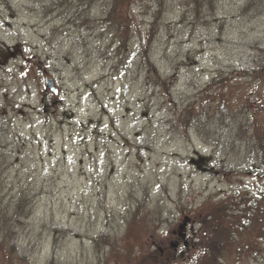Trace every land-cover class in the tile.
<instances>
[{"label": "rangeland", "instance_id": "374dc122", "mask_svg": "<svg viewBox=\"0 0 264 264\" xmlns=\"http://www.w3.org/2000/svg\"><path fill=\"white\" fill-rule=\"evenodd\" d=\"M256 59L264 0H0V264H187L215 217L214 264H264Z\"/></svg>", "mask_w": 264, "mask_h": 264}, {"label": "trees", "instance_id": "16d2710c", "mask_svg": "<svg viewBox=\"0 0 264 264\" xmlns=\"http://www.w3.org/2000/svg\"><path fill=\"white\" fill-rule=\"evenodd\" d=\"M116 1L118 3L130 4L133 3L134 0ZM253 70L257 73L258 77H260L261 74H264V61H259L258 59H256L254 62ZM145 75H147V84L150 85L151 83H153V91H160L167 97L172 98V86L170 84L171 82H169L170 79L164 78V76L158 72L155 64L151 63L148 66V70ZM223 98L227 100V96L224 95ZM170 101L171 103L175 102L171 99ZM227 102L231 105L230 101L227 100ZM258 106L264 107V101ZM215 107L220 106L212 105L211 102L204 97H200L199 100H196L193 103H182V108L179 110L174 104H172L168 108V113L172 117V119H169V124H171L172 126L178 125L177 128L179 130H182V128H190L191 126H194L201 132L202 135L205 136L203 127H205L206 125V120L209 117L208 115L212 112V110H215L213 109ZM215 114L218 116L217 112ZM221 116L222 115H219V118H221ZM243 128L244 126L238 125L237 131L242 134ZM253 151L260 153V161L264 166V141L261 142L260 149L255 147ZM3 216L5 217L4 214ZM217 218L218 217H215V219L212 220V224H210L208 228L206 238L204 239L203 243H201V247L194 251V253L190 256L187 264H214V262L218 259L219 255H216L215 250L220 249L225 244L227 236L226 233L224 236H222L221 228L223 227L220 222L216 221ZM260 235H264V227H262Z\"/></svg>", "mask_w": 264, "mask_h": 264}, {"label": "water", "instance_id": "95a60500", "mask_svg": "<svg viewBox=\"0 0 264 264\" xmlns=\"http://www.w3.org/2000/svg\"><path fill=\"white\" fill-rule=\"evenodd\" d=\"M46 83H47L48 88L52 89L55 93H58V88L57 86H55L52 78H47ZM188 220H189L188 218L185 219V221H188Z\"/></svg>", "mask_w": 264, "mask_h": 264}]
</instances>
